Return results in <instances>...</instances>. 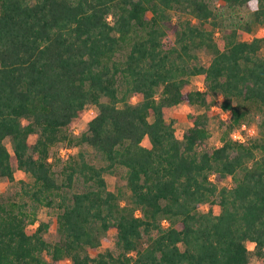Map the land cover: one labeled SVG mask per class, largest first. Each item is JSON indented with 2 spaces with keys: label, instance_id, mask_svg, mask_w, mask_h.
Returning a JSON list of instances; mask_svg holds the SVG:
<instances>
[{
  "label": "trees",
  "instance_id": "trees-1",
  "mask_svg": "<svg viewBox=\"0 0 264 264\" xmlns=\"http://www.w3.org/2000/svg\"><path fill=\"white\" fill-rule=\"evenodd\" d=\"M221 1L250 18L223 26L211 0H0V177L13 178L6 137L32 176L21 196H0V264H248L247 240L264 264V34L238 38L264 25V0ZM174 9L187 17L166 43ZM196 74L204 89L190 87ZM210 94L231 111L211 147ZM182 101L206 110L189 114L179 138L164 108ZM250 103L261 134L240 141L231 132ZM91 105L86 129L68 132ZM59 141L91 146L97 162L79 149L56 172ZM106 171L123 185L108 188ZM39 205L57 209L55 241L44 236L48 221L28 229ZM109 231L114 249L91 254Z\"/></svg>",
  "mask_w": 264,
  "mask_h": 264
},
{
  "label": "rangeland",
  "instance_id": "rangeland-1",
  "mask_svg": "<svg viewBox=\"0 0 264 264\" xmlns=\"http://www.w3.org/2000/svg\"><path fill=\"white\" fill-rule=\"evenodd\" d=\"M212 7L217 11L219 14V18L223 26L230 25L231 23H241L243 24L246 20L250 18V11L246 6H236V7H228L223 1L221 0H211ZM170 21H169V30L167 35L165 36L166 43H169L174 38V29L177 26V23L180 19H184L187 17L185 13L180 12L179 10H171L170 11ZM222 27L218 26L215 29V39L222 43L221 38ZM264 34V25L259 23H252L251 30H245L244 28H239L238 38L241 39H249L253 35H263ZM260 52L264 54V46L261 48ZM199 59L202 63L207 64L212 54L205 48H201L198 50ZM190 87L191 88H200L204 89V75L203 74H196L190 78ZM141 97L140 94H136L132 96V101H137ZM208 103L210 104V109L208 111V129H209V136L206 139L205 145L206 146H215L221 143V134L223 129L225 128L224 117L221 115V109L217 108L220 105L222 97L219 95H208ZM248 112L244 122L254 129L253 134L249 137H259L261 134V128L259 125L261 111L260 109L254 104L250 103L247 105ZM205 106H200L197 104H190L187 102H179L177 104L166 106L164 108V115L167 120H173V125L175 128L176 135L181 138L183 130L191 124V119L189 114L190 113H199L205 111ZM97 111V107L95 105H91L86 107L82 114L75 119L71 124L67 127L68 132L73 134H79L81 131L86 129V123L88 119L93 116ZM23 122L27 121V118L22 119ZM37 137V132H32L29 135V140L31 143L35 141ZM246 138V139H247ZM142 142L146 145H149V140L145 136ZM5 143L9 148L10 152L12 153L11 157V164L13 168V178L9 179L5 176L0 177V196L6 197L7 195L19 197L21 196V180L30 182L32 180V176L29 172L23 170L21 167L18 166L15 157L13 156V151L11 147V142L9 137L5 138ZM69 147L70 149H66ZM79 149H82L86 156L91 158V160L96 161L93 157V149L91 146L85 144L83 146H68L66 141H59L53 144L50 147V160L52 162L53 168L56 172L59 171L61 164L68 158V155L75 154ZM61 176L59 175V178ZM104 177L106 179V183L108 188L110 189H117L118 185H123L124 179L121 177L120 172L111 173V172H104ZM231 179L225 178L221 184H230ZM82 188L81 182H75L74 186L72 187L73 190H79ZM210 206V203H202L200 205L201 210H206ZM214 211H219V205L214 203L211 204ZM56 212L57 209L50 208L47 206L39 205L36 207V221L33 224L28 225L29 230H33L35 226L38 224L39 221L44 220L48 221L49 225L46 231L44 232V236L46 239L50 241H55L59 238V233L57 231V221H56ZM114 240H115V232L109 231L106 232L103 237L101 244L94 249H90L91 254H95L98 251H103L106 248L114 249ZM246 245L248 247L249 253V261L248 264H262V262L258 259L255 254V244L254 242L247 240ZM70 259L63 258L60 260L59 264H70Z\"/></svg>",
  "mask_w": 264,
  "mask_h": 264
},
{
  "label": "built area",
  "instance_id": "built-area-1",
  "mask_svg": "<svg viewBox=\"0 0 264 264\" xmlns=\"http://www.w3.org/2000/svg\"><path fill=\"white\" fill-rule=\"evenodd\" d=\"M221 97V96H220ZM217 108H220V105L217 106ZM221 109V108H220ZM231 114L230 110H222L221 109V115H223L222 117H224L225 119ZM254 132V129L252 127H249L245 122H243L239 127L235 128L232 130L231 132V136L235 139H238L240 141H245L247 136H251ZM66 149H70L69 147H66ZM162 222L164 224L167 223V221L165 219L162 220Z\"/></svg>",
  "mask_w": 264,
  "mask_h": 264
}]
</instances>
